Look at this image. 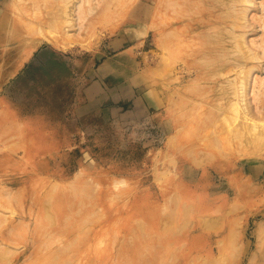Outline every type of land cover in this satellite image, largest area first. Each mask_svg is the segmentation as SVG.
Returning a JSON list of instances; mask_svg holds the SVG:
<instances>
[{
    "label": "rangeland",
    "instance_id": "374dc122",
    "mask_svg": "<svg viewBox=\"0 0 264 264\" xmlns=\"http://www.w3.org/2000/svg\"><path fill=\"white\" fill-rule=\"evenodd\" d=\"M82 1L0 0V264H264V0Z\"/></svg>",
    "mask_w": 264,
    "mask_h": 264
},
{
    "label": "bare ground",
    "instance_id": "6f19581e",
    "mask_svg": "<svg viewBox=\"0 0 264 264\" xmlns=\"http://www.w3.org/2000/svg\"><path fill=\"white\" fill-rule=\"evenodd\" d=\"M185 1H187V0H185ZM189 1H191L192 3H197L198 2V0H189ZM84 2H86V3H88L89 2V5H90V2H91V0H83L81 3V5L79 6V10H82V5H83V3ZM101 2V1H100ZM99 2V3H100ZM246 2H249L248 0H246ZM102 3L103 2H101L100 4H99V6L100 5H102ZM188 6L190 7L191 6V4L189 3L188 4ZM193 6V5H192ZM103 10H107L108 11V8H106V7H104V8H102ZM249 9V8H248ZM106 11V12H107ZM106 12H104V14L105 15H107V13ZM244 13V12H243ZM244 16H246V15H243V17ZM250 16H251V14H250ZM250 18V17H249ZM245 19V17L243 18V20ZM262 20V19H261ZM185 21V20H184ZM40 29V28H39ZM38 29V30H39ZM41 34H42V32H40ZM66 34V33H65ZM48 39H49V37H48ZM28 44H29V46H28V54L31 52V51H33V48H34V46H33V43H32V41L30 42V41H28ZM23 47V46H22ZM19 48V47H18ZM17 48V49H18ZM240 48H241V50L243 51V52H245L246 53V55L247 54H249L250 53V50H249V48H248V45H247V42L246 41H241L240 42ZM250 55V54H249ZM253 58H255V56H252ZM17 58V57H16ZM254 61V60H253ZM237 68V67H236ZM246 73H243V71H242V73L240 72L239 73V76L237 75V77L235 78V79H237V80H235V82H230L229 81V83L231 84V86H232V93H233V95L235 96V98L238 100V101H236L234 104H235V106H236V104H238V105H240L241 106V108L245 111V113L248 115V119H249V121L251 122V124H253L254 126H258L259 124H263L264 123V120H260V119H257V118H255L254 116H252V114H251V111H250V108H249V102H248V80H247V78L246 77H243L244 75H245ZM246 76V75H245ZM253 76H255V75H253ZM233 79V78H232ZM255 86H256V81H255V85H254V90H255ZM251 90V89H250ZM251 92V91H250ZM252 94V93H251ZM255 98V97H254ZM239 106V107H240ZM237 108H239L238 106H236ZM233 108H234V106H233ZM236 108V109H237ZM240 108V109H241ZM241 109V110H242ZM232 111V110H231ZM236 110H234V112H235ZM238 111V110H237ZM258 111V110H257ZM239 112V111H238ZM235 113H237V112H235ZM244 113V114H245ZM246 115V116H247ZM253 127V126H252Z\"/></svg>",
    "mask_w": 264,
    "mask_h": 264
}]
</instances>
